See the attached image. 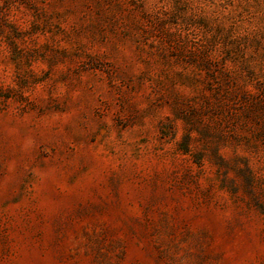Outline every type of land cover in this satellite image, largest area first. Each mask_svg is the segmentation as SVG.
<instances>
[{
  "label": "rangeland",
  "instance_id": "374dc122",
  "mask_svg": "<svg viewBox=\"0 0 264 264\" xmlns=\"http://www.w3.org/2000/svg\"><path fill=\"white\" fill-rule=\"evenodd\" d=\"M0 264H264V0H0Z\"/></svg>",
  "mask_w": 264,
  "mask_h": 264
}]
</instances>
